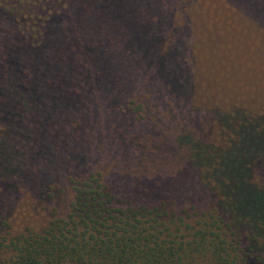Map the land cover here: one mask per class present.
Masks as SVG:
<instances>
[{
  "label": "trees",
  "instance_id": "1",
  "mask_svg": "<svg viewBox=\"0 0 264 264\" xmlns=\"http://www.w3.org/2000/svg\"><path fill=\"white\" fill-rule=\"evenodd\" d=\"M247 2L223 1L259 9L264 41V0ZM186 7L0 0V264H264V118L246 135L250 118L210 112L214 141L192 136ZM171 190L209 206L176 210Z\"/></svg>",
  "mask_w": 264,
  "mask_h": 264
},
{
  "label": "rangeland",
  "instance_id": "2",
  "mask_svg": "<svg viewBox=\"0 0 264 264\" xmlns=\"http://www.w3.org/2000/svg\"><path fill=\"white\" fill-rule=\"evenodd\" d=\"M223 1L183 0L186 10V6H190L188 7L190 11L186 12V19H181V24L184 25L188 21L190 26V29L183 30L185 35L189 36L187 45L183 44V47H188L187 50L190 51L189 62L186 61L183 65L188 81L185 78L183 81L185 84L188 82L191 87L190 93H186L184 97L187 98L188 109L192 107L193 111L202 115L200 118H204L196 123L193 129L196 133L191 131L192 136L201 142H213L215 139V128L207 119L208 115L213 117L215 113L230 115L234 112L235 117L244 115L250 118L249 122L238 124L246 135H250L257 124L259 127V117L264 118V41L261 40L262 34L259 31V9L252 13L245 8L241 9V6H236L231 10ZM167 38L168 36L164 37L162 52L172 50L173 42L168 41ZM174 97L177 100L180 95ZM150 98L152 101L153 97ZM172 103L174 110L180 112L184 102L172 101ZM154 109L159 111L160 107L156 106ZM210 112L213 114L211 115ZM256 118L257 121L254 120ZM232 127L228 128L229 132H234ZM185 128L182 125V129ZM164 130L161 129V132L163 133ZM157 132L148 135L151 138L148 142L153 151L159 144L166 145L170 142H159ZM216 139L220 140L221 137L217 135ZM253 141L259 142V137L254 135ZM263 164L254 166L252 172L255 176L254 180L264 189ZM236 171L238 172L239 168ZM118 181L119 179L113 180L112 184ZM191 182V179L187 178L183 183L189 189ZM124 191L130 195L127 188H124ZM204 193L203 190L189 192L188 198L191 201L188 203L184 192L175 193L171 190L169 196L171 200L177 201L176 210L193 205L195 211H201L210 203L207 194ZM147 195L149 194H144V198ZM136 200L138 201L137 198ZM232 204L249 209L252 215L256 211L255 206H251L248 201L234 200ZM14 219L12 217L6 220L10 224ZM30 221L36 222L38 218L34 217Z\"/></svg>",
  "mask_w": 264,
  "mask_h": 264
}]
</instances>
